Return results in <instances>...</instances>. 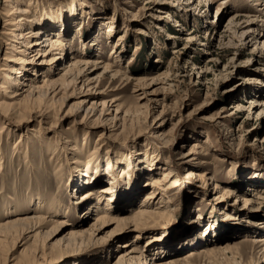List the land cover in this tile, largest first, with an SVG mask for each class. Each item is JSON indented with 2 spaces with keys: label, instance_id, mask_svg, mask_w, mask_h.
Here are the masks:
<instances>
[{
  "label": "rangeland",
  "instance_id": "rangeland-1",
  "mask_svg": "<svg viewBox=\"0 0 264 264\" xmlns=\"http://www.w3.org/2000/svg\"><path fill=\"white\" fill-rule=\"evenodd\" d=\"M19 4L40 20L36 26L42 32L59 33L66 42L65 54L51 72L40 68L43 63L34 47L26 46L17 29L13 36L8 33L12 26L4 25L2 12L9 7L0 0V32H7L0 33V80L3 57L13 44L28 61L24 79L29 76L40 84L46 75V88L54 87L55 98H64L47 97L40 108L30 103L19 106L23 112L4 123L0 209L16 206V215L27 212L29 201L37 196L52 195L62 210V231L90 229L96 239L66 250L62 244L48 243L41 256L34 249H40L43 238L38 237L36 244L25 234H14L0 243V264H117L118 252L127 249L120 247L125 240H133L136 247L130 255L145 254L146 262L132 259L120 264L184 259L189 253L188 264H264V244L252 242L261 238L264 243V29H259L264 24V0H20ZM237 13L242 15L230 24ZM37 41L41 45L42 37ZM76 52L104 62L109 55L116 57L112 68L119 74L113 79L111 72L95 70V77L100 76L94 83L100 82L101 90L76 82L54 83ZM79 100L94 109L82 123V114L74 113ZM195 144L202 154H191ZM107 157L114 165L112 176L126 172L108 205L120 210L112 214L116 218L133 215L150 192L148 180L162 178L165 164L172 169L162 186L167 211L152 219L143 233L112 232L114 224L99 230L90 226L101 210L91 214L84 210L107 192L99 193L109 182L103 175ZM72 158L81 162L78 169L72 167ZM85 161L93 181L75 186L72 180L79 170L83 174ZM191 169H198V175H191ZM174 179L177 183L171 187ZM87 189L93 193L89 200L82 196ZM222 193L226 199L218 203ZM104 199L100 197V205ZM211 245L218 250L205 255L202 250Z\"/></svg>",
  "mask_w": 264,
  "mask_h": 264
},
{
  "label": "bare ground",
  "instance_id": "bare-ground-1",
  "mask_svg": "<svg viewBox=\"0 0 264 264\" xmlns=\"http://www.w3.org/2000/svg\"><path fill=\"white\" fill-rule=\"evenodd\" d=\"M19 1L20 0H13V1L3 0V5L9 7L6 13L2 12V14L6 16V18H4L3 20L4 25L12 26V29L8 30V33L10 34V36H13L14 34L12 31L13 30L15 31L17 29L16 31L17 34L19 35L20 38H23V40L26 42V46L34 47V55L41 57L40 61L41 63H43V66H41L40 68L45 67V70L51 72L54 66L57 63L61 62L62 59L64 58V54H65L64 50H65L66 42H64V39L61 36H59V33L50 35L49 31L44 33L42 32L41 27L38 26L37 28L36 25L39 24L40 20L34 17V15L31 14V12L26 10L24 7L22 8L19 4ZM258 9H261V8L259 7ZM241 15L242 14L240 13L233 14L230 17V24L233 23L235 20H237L238 17ZM60 25L62 26V24ZM174 25L177 26L178 23H175ZM32 27H36V28H32ZM5 29H8V28H5ZM259 29L260 30L264 29V24L263 26H260ZM0 33H7V32H0ZM40 36L42 37L41 45L37 41ZM11 46L12 48H10V52H8V54H5V56L3 57V59L6 62L4 64V67L2 68L3 72L1 73L2 76L0 80V91L3 95V97L0 98V109H1L0 110V131L2 130V127H4L5 122L8 123L11 121H15L13 119L14 115H16L19 112H23L22 110H19L21 109L19 106L29 107L30 105L29 106H26V105L30 103L32 107L34 104H37L36 107H38L39 105V108H40L41 101L47 97H50L51 100H55V101L57 99L59 100L61 98L62 99L64 98V96H62L61 98L60 97L55 98L58 92L56 91L54 87H52L51 89L46 88V85H44L45 84L44 81L47 80L48 82L49 80L46 78V75L43 77L40 84L34 83L32 78H30L29 76L27 78L28 80L24 79V77L26 76L25 71H27L26 64H28V61L24 60V58H21L17 54V53H20V50L16 49V46H14L13 44H11ZM84 55L85 54L81 52H76L74 56H69L70 59L67 61L68 65L63 66V68L60 67L62 70V73L59 74L55 79H53L54 83H58V85H64V84H70V83L74 84L76 82V83H79L81 86H87L89 88L101 90L100 85H99L100 82L94 83L96 82L97 77L100 76L99 73L105 72L104 74H106V72H111V75L109 76V78H113V79L114 77H116L117 74H119L118 72L120 70H117V68L116 69L112 68L113 66H116V61H115L116 57L112 59L113 56L109 55L110 59L108 58V62H104L100 60L99 58L92 59L90 57H85ZM99 68H101L102 71L99 72L95 77L94 75V73L96 72L95 70ZM124 73L125 72H123V74ZM30 74H34V73L31 72ZM123 74L121 72V75ZM23 80H26V81H23ZM137 89L138 88H135L134 91H136ZM98 93H102V92L98 91ZM82 101L83 100H79L74 105L76 108L74 113L76 115L82 114V118L79 123H82L85 118L91 117L94 114L93 106L84 107L82 104ZM119 105H117L116 107L118 108ZM34 110H35V107H34ZM101 112L102 111L99 112L97 117H101L100 116ZM197 146H198L197 144L194 145L193 149L191 150V154H196V153L202 154L201 152L196 151L195 147ZM93 155L94 154H92V157ZM129 158L131 157H127L125 159L127 163H129L128 161L131 160ZM110 159L108 157L106 158V161H105L106 163H104L105 168H103V175H107V177L109 178V182H106V185L99 189V193L106 192V191L107 192L105 194H99V197L96 198V202L90 207L87 206L86 209L84 210L85 213H90V214L93 211L101 210V212H97L96 217L90 226L94 229L99 230L103 228L105 225L107 226L109 224H114L115 226L112 232L122 230L123 233H127L130 231H136L137 233L139 232V234L140 232L143 233L144 229L149 228L150 224L154 223L152 219L161 217L167 211L168 205L167 203L164 204L165 202L164 194L165 193L162 189L163 188L162 186H163V183L166 182L165 180L168 179V177H170L172 169L169 166H167L168 164L167 165L165 164L163 166L164 168H163L162 178L153 177L148 180L147 185H149V187L151 188L150 192L146 193L144 198L141 200L139 206H137V208L135 209V212L133 213V215H131L130 217L121 216L122 218H116L112 214H114L115 212H119L120 210L115 209L113 207L110 208V206L108 205L110 204V202H112V200L115 197V190H119L121 188V186L117 185V181H119L120 178L122 177L125 178L124 173L126 172L123 170L122 174L119 175V178L116 176H112L111 172H113L112 169L114 168V165L111 164ZM136 159L137 158H135V160ZM138 160L142 162V159L138 158ZM153 161L154 160H152V163L150 162L151 165L153 164ZM85 162L87 164H86L85 170L83 171V174H82V171L79 170V173H78L79 176L77 177L76 175L75 178L72 180L73 183H75L74 184L75 186H77V183L79 184L78 186H80L81 183L82 184L89 183L91 179L92 180L90 181V183L93 181L94 177L91 176L92 174L90 172L87 173V170H86L88 167L87 165L89 161H85ZM71 163H73L72 167H74L75 169H78L77 166L81 162L72 158ZM200 163H205V162H200ZM132 165L134 164L130 165L131 170H133ZM197 171L191 169L189 172L192 173L191 175L197 176L198 175L196 173ZM135 172L129 173V176H133ZM128 173L126 174L127 177H129ZM199 176L202 177L203 175L199 174ZM176 183H177V180L174 179L173 183L170 184L171 187L175 186ZM131 185H133V183ZM91 192H92V189H87L86 191L83 192L82 196L87 198L86 200H89L91 196L93 195V193ZM225 195H226L225 193H222L219 196L217 202L219 203V202L224 201L226 199L224 198ZM100 197H105L104 199L105 203L103 205L99 204ZM249 200L250 199L247 198L244 201L247 202ZM29 203L31 205V208L29 210L31 211L27 210V212L25 211L23 213H17L16 215L13 214L14 212L18 211L17 210L18 207L16 206H14L13 208L6 207V208L0 209V211H2V213H0L1 215L0 216V243L8 239L9 236L11 235L15 236L14 234H16V236L20 234L22 235L25 234L27 235L28 238L32 239V242H36V244H37V238L40 237V238H43V241L45 242L42 243V246L40 247V249H34L35 250L34 253L35 255L39 254L43 256L45 254L44 252L45 249L48 247L47 246L48 243H49V246L51 247L62 244V249L66 250L69 247L71 248L75 246H80L84 243H87L91 240L96 239L94 238V233L90 231V229H86V230L71 229L70 231L63 232L62 229L64 228L65 221L62 220V218L59 216L62 210L59 207L58 199H54L52 195L50 197L46 196L45 198H39V196H37L33 200V203H31V201H29ZM6 214H9L11 216L3 217V215H6ZM59 235L61 236L58 237ZM51 240L53 241L50 244ZM132 241L133 240H130V241L125 240L120 244V247H126L127 249L121 252H118L119 263L117 264H120V262L121 261L123 262L124 260L127 263H131L130 261L132 259L134 263L146 262L145 254L142 255L138 253L137 256L130 255L133 252H137L136 247H134L133 245L134 242ZM262 241L263 239L261 238L260 239L258 238L257 240L255 239L252 240V242H254L259 247L260 245L264 244ZM228 247L230 248V246ZM217 250L214 246L211 245V246H208L206 250L205 249L202 250V252H204L206 255L207 253L211 254V252L217 251ZM191 254L192 253H189L184 259L169 258L168 260H165V259L162 260L161 258L160 260L153 261L152 264H178L180 261H186V258ZM188 261H186V263Z\"/></svg>",
  "mask_w": 264,
  "mask_h": 264
}]
</instances>
